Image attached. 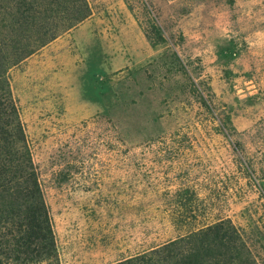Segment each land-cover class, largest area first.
I'll return each mask as SVG.
<instances>
[{"label":"rangeland","instance_id":"rangeland-1","mask_svg":"<svg viewBox=\"0 0 264 264\" xmlns=\"http://www.w3.org/2000/svg\"><path fill=\"white\" fill-rule=\"evenodd\" d=\"M61 1L22 27L47 1L0 0L40 264H179L215 224L264 264V0Z\"/></svg>","mask_w":264,"mask_h":264},{"label":"trees","instance_id":"trees-1","mask_svg":"<svg viewBox=\"0 0 264 264\" xmlns=\"http://www.w3.org/2000/svg\"><path fill=\"white\" fill-rule=\"evenodd\" d=\"M45 1L48 10L32 11V7L26 6L19 13L18 23L26 26L41 13H48L55 20L59 10L66 7L61 0ZM83 17L84 14L79 19ZM21 53L18 58L27 55ZM8 55L5 46H0V264H40L52 261L55 256L54 232L28 149L17 146L18 142L26 145V141L21 123L17 121V110L7 97L10 88L4 74L12 65L7 64ZM192 238L193 246L188 254L174 250L175 257H181L179 264H211L210 261L228 264L225 261L240 259L235 249L227 252L233 237L227 230H218L216 224L192 234Z\"/></svg>","mask_w":264,"mask_h":264}]
</instances>
